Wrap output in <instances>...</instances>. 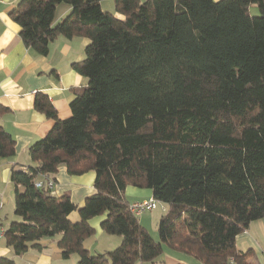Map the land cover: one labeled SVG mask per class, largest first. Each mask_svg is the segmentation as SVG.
<instances>
[{
  "label": "trees",
  "instance_id": "obj_1",
  "mask_svg": "<svg viewBox=\"0 0 264 264\" xmlns=\"http://www.w3.org/2000/svg\"><path fill=\"white\" fill-rule=\"evenodd\" d=\"M62 3L70 12L57 22ZM115 9L122 17L102 0H19L10 11L38 54L60 36L90 43L73 63L89 81L70 117L36 95L35 108L55 124L29 147L34 164L12 169L17 218L7 245L21 256L61 235V255L77 253L75 264L153 262L165 246L203 264H260L237 237L264 218V0H115ZM15 154L0 124V159ZM61 166L95 171L96 192L83 205L48 187ZM131 185L169 205L159 241L130 211ZM104 214L103 231L123 241L91 254L90 220ZM0 264L17 263L1 256Z\"/></svg>",
  "mask_w": 264,
  "mask_h": 264
},
{
  "label": "crops",
  "instance_id": "obj_2",
  "mask_svg": "<svg viewBox=\"0 0 264 264\" xmlns=\"http://www.w3.org/2000/svg\"><path fill=\"white\" fill-rule=\"evenodd\" d=\"M19 0H0V106L6 108L0 113V124L16 140V154L11 158L0 159V223L8 228L6 218L14 212L16 186L12 181V169L25 168L34 164L29 154V147L44 138L55 124L53 118L35 108L37 93L47 94L58 116L66 119L71 116V102L76 93L88 84V78L73 68V63L85 57V47L90 43L86 37L60 36L49 45L46 55L38 54L28 47L20 36V25L12 20L10 11ZM102 7L122 17L115 9V0H102ZM70 12V6L62 3L57 8L56 21H61ZM52 193H69L72 200L83 205L85 199L96 192L95 171L82 175H72L66 166H61L53 175ZM45 175L40 180H46ZM126 195L129 201L149 199L153 191L149 188L128 186ZM9 214V215H8ZM106 214L90 220L98 237L105 234L101 222ZM11 221L14 220L12 217ZM73 222L80 220L78 211L70 213ZM141 222V221H140ZM142 223V222H141ZM143 225V223H142ZM42 239L41 249L30 248L25 254L15 255L6 238L0 240V257L14 258L17 264H75V254L65 259L61 255L58 239ZM112 239V238H110ZM240 251L255 250L257 260L264 264V218L254 220L248 229L237 237ZM136 264H203L194 256L165 246L164 253L153 262ZM234 264V263H233Z\"/></svg>",
  "mask_w": 264,
  "mask_h": 264
},
{
  "label": "rangeland",
  "instance_id": "obj_3",
  "mask_svg": "<svg viewBox=\"0 0 264 264\" xmlns=\"http://www.w3.org/2000/svg\"><path fill=\"white\" fill-rule=\"evenodd\" d=\"M168 209L169 205L161 202L157 208L147 210L141 216H139L140 221L157 241L160 240V234L158 230L159 221L162 215L167 213ZM10 217H12L13 219L17 218L15 213L12 212L10 216L6 218L5 223H11ZM122 241L123 237L121 235L105 233L103 236L98 237L97 232H95L85 240L84 246L90 251L91 254L106 253L119 247ZM75 258H78L79 260V255L77 253H75ZM77 261H75L74 263H76Z\"/></svg>",
  "mask_w": 264,
  "mask_h": 264
},
{
  "label": "built area",
  "instance_id": "obj_4",
  "mask_svg": "<svg viewBox=\"0 0 264 264\" xmlns=\"http://www.w3.org/2000/svg\"><path fill=\"white\" fill-rule=\"evenodd\" d=\"M37 186H42L43 182L42 181H38ZM47 185L49 188H53L54 186V181L48 179L47 180ZM161 202L158 201L157 199H155L154 197H151L149 199H144V200H138L135 202H132L130 204V211L137 217L141 216L145 211L147 210H152L158 207V205ZM2 205H0L1 208ZM6 236V228L2 226V224L0 223V240L4 239ZM234 260L232 259L231 262L229 264H233Z\"/></svg>",
  "mask_w": 264,
  "mask_h": 264
}]
</instances>
